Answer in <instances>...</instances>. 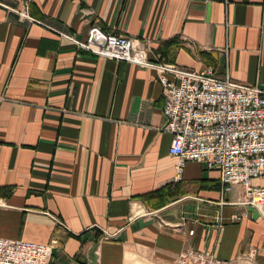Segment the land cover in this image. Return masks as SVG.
Wrapping results in <instances>:
<instances>
[{
  "label": "crops",
  "instance_id": "0c3cea01",
  "mask_svg": "<svg viewBox=\"0 0 264 264\" xmlns=\"http://www.w3.org/2000/svg\"><path fill=\"white\" fill-rule=\"evenodd\" d=\"M92 23L264 88V0H0V236L53 241L48 264H264V200L194 159L173 180L155 71L77 46Z\"/></svg>",
  "mask_w": 264,
  "mask_h": 264
},
{
  "label": "built area",
  "instance_id": "2783aa9c",
  "mask_svg": "<svg viewBox=\"0 0 264 264\" xmlns=\"http://www.w3.org/2000/svg\"><path fill=\"white\" fill-rule=\"evenodd\" d=\"M74 42L95 55L155 71L163 100L162 130L170 135L167 151L175 158L174 181L181 177L185 161L194 159L217 171L223 191L237 184L244 202L260 205L264 200V88L218 79L209 68L200 72L150 60L136 38L105 33L95 23L89 25L84 39ZM253 178L260 182L252 184ZM52 242L0 236V264H48ZM219 262L227 263L205 249L189 248L177 258L179 264Z\"/></svg>",
  "mask_w": 264,
  "mask_h": 264
}]
</instances>
